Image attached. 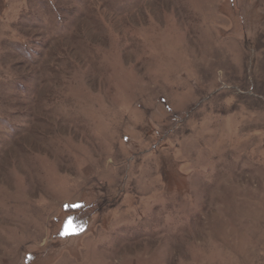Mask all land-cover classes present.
Instances as JSON below:
<instances>
[{
    "label": "rangeland",
    "instance_id": "1",
    "mask_svg": "<svg viewBox=\"0 0 264 264\" xmlns=\"http://www.w3.org/2000/svg\"><path fill=\"white\" fill-rule=\"evenodd\" d=\"M0 264H264V0H0Z\"/></svg>",
    "mask_w": 264,
    "mask_h": 264
}]
</instances>
